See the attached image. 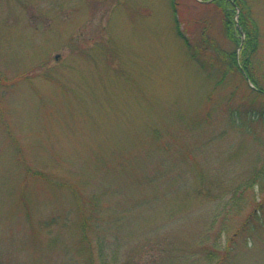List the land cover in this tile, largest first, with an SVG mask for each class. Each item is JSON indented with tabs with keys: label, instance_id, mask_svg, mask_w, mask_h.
Returning a JSON list of instances; mask_svg holds the SVG:
<instances>
[{
	"label": "rangeland",
	"instance_id": "374dc122",
	"mask_svg": "<svg viewBox=\"0 0 264 264\" xmlns=\"http://www.w3.org/2000/svg\"><path fill=\"white\" fill-rule=\"evenodd\" d=\"M248 2L264 62V0ZM175 5L190 37L205 28L209 63L225 64L215 48L235 45L219 9ZM172 9L171 0H0L1 263L73 256L59 225L74 216L69 186L99 196L114 221L124 212L110 224L119 237L106 238L118 264H204L199 248L222 219L234 226L249 211L256 189L233 190L264 159V122L249 113L241 121L253 122L231 127L218 104L232 92L239 103L250 83L230 73L210 92L174 34ZM237 254L233 264H264V225Z\"/></svg>",
	"mask_w": 264,
	"mask_h": 264
},
{
	"label": "trees",
	"instance_id": "16d2710c",
	"mask_svg": "<svg viewBox=\"0 0 264 264\" xmlns=\"http://www.w3.org/2000/svg\"><path fill=\"white\" fill-rule=\"evenodd\" d=\"M209 1L220 11L222 28L226 36L234 43L235 49L230 52L215 48V56L222 66H215L213 62L208 61L207 48L202 42L208 41L204 36L205 28L199 32V36L194 38L187 34L184 27L185 20L181 15L180 9L175 5L176 0H171L173 9L172 28L175 36L180 40L187 51V57L197 66V70L202 74L207 85H211L214 90L219 84H222L226 75L238 73L242 76L244 83L241 87V101L234 104L233 92L229 93L219 102L218 108L223 117H227L231 127H242L250 121H241L246 115L251 113L252 117L257 115L264 122V62L260 58L261 44L263 34L253 16L252 6L248 0H202ZM222 68V70L220 69ZM239 87V85L237 86ZM209 98V97H208ZM211 99V98H209ZM208 99V100H209ZM238 116L240 120L236 118ZM240 122V124L238 123ZM239 124V125H236ZM153 139L159 143L160 135L153 131ZM261 156V155H260ZM262 157V156H261ZM258 158L250 174L240 185L233 190V197L239 194V191L256 189V199L253 200L249 211L243 219L236 225L231 226L226 223V218L222 219L221 225L216 234H213V241L210 247L199 248V253L204 257V264H233L237 257L239 249L245 245L249 239L257 236L264 225V159ZM155 174L148 177V181H153ZM72 192V202L74 206V216L70 222L64 220L59 223L57 219L47 222V228L59 223L64 231L68 234L70 247L74 250L73 256L69 257L65 264H118L117 250H111V242L107 241V236L119 237V230L110 226L112 213L110 210L101 211L100 197L97 195L84 196L78 193L77 189L69 186ZM197 195L203 194L210 197L209 189L198 187L192 189ZM104 195V193H103ZM190 194L188 195V197ZM236 205V203H235ZM106 207V206H105ZM232 215H241L244 209L236 208ZM117 218L115 223L119 224L124 221V212L115 213ZM228 214L226 213L225 216ZM219 213L212 218V225L208 228H214ZM61 222V221H60ZM105 226V227H104ZM109 226V227H108ZM58 238L51 242H57ZM204 244L203 242L201 243ZM107 245L109 246V252ZM119 252V251H118ZM111 254L110 258L107 254ZM238 255V254H237ZM193 257V256H192ZM188 258L185 257V260ZM96 260L98 263H96ZM176 263H178L176 261ZM0 264H7L1 263Z\"/></svg>",
	"mask_w": 264,
	"mask_h": 264
},
{
	"label": "water",
	"instance_id": "95a60500",
	"mask_svg": "<svg viewBox=\"0 0 264 264\" xmlns=\"http://www.w3.org/2000/svg\"><path fill=\"white\" fill-rule=\"evenodd\" d=\"M251 85V84H250Z\"/></svg>",
	"mask_w": 264,
	"mask_h": 264
}]
</instances>
